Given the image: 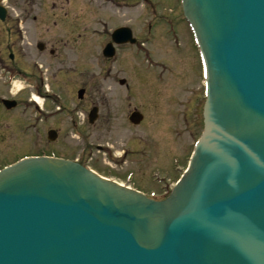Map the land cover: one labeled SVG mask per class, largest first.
Masks as SVG:
<instances>
[{"label":"water","instance_id":"obj_1","mask_svg":"<svg viewBox=\"0 0 264 264\" xmlns=\"http://www.w3.org/2000/svg\"><path fill=\"white\" fill-rule=\"evenodd\" d=\"M181 4L205 78L186 171L154 200L70 160L24 158L0 171V264H264V0ZM111 38L134 42L126 27Z\"/></svg>","mask_w":264,"mask_h":264},{"label":"rangeland","instance_id":"obj_2","mask_svg":"<svg viewBox=\"0 0 264 264\" xmlns=\"http://www.w3.org/2000/svg\"><path fill=\"white\" fill-rule=\"evenodd\" d=\"M151 1L153 2L151 8L155 6L157 8L155 11L148 12V8L142 6L140 0H133L127 6L119 0H113L112 3L107 0H36L33 5L34 8L32 7L33 10L29 12L27 4H25V7L24 4L20 5L21 1L19 0H12V2L8 0L7 5H5L10 8L9 15L4 21H0L1 68H3V75L8 80L9 74H6L5 68L9 66L8 53L12 52L15 60L10 65H17L21 70L17 76H12V81H15L18 86L20 84L30 86V83L25 81L29 80V77L24 72L29 73L31 69H35L39 65H44L43 68L49 70H52V68L57 70L61 66L60 63L64 62L62 67L65 70L62 69V71L69 72L68 82L65 83L67 85L65 89L69 90L68 115L76 122V126L71 125L70 149L84 146L87 143L86 151L92 154V160L86 163L88 167H94L99 173L110 178H118L119 182H123V179L125 181V173L122 174L123 176L119 175L117 169L113 171L109 165L106 164V166L102 162L96 161L98 155L100 156L97 158L104 156L103 153L96 151L95 146L108 147L112 142L109 130H103L100 133L101 131L96 132L87 128L84 143L80 139L72 137L75 130H79L84 126L82 123L84 118L87 124L86 113L90 109L88 108L90 98L86 97L84 103L79 106L76 91L72 93V90L82 85L88 91L91 88L93 92V86L101 85L107 103L111 104L112 86L116 84L112 78L116 75V69L119 71L128 70L133 75L134 82L132 84L135 96L140 95L142 100H144L148 91L164 89V103L159 108L158 116L153 117L152 113L156 110L152 109L150 105L144 110L146 113L144 126L153 128L155 130L154 137L158 136V140L155 141L152 137H147L144 144L145 154L152 151V144H156L160 148L158 156L161 163L164 161L165 164H160L159 174L157 175L158 178L164 177L161 183L169 190L186 168L192 152V144L202 128L201 111L204 97L198 55L196 59L197 77L192 75L193 60L183 57L185 53L178 55L177 69L182 70V75L185 74L186 76V78H181L180 88L179 78L167 74L168 72L174 73L173 60L169 55L168 58L164 54L160 55L159 50L157 51L159 54L156 53L153 56V61L157 60L159 64L165 65L161 58L163 57L168 62L163 82L155 78L156 69L146 68L148 64L143 60L141 54L137 55L133 51H125L124 55L120 54L114 60H105L101 54V49L104 46L103 42L107 38L105 31L109 32V30L111 31L114 27L120 25L129 27L133 35L137 36L139 40H154L149 42L151 49L152 43L153 46H157L159 42V45L163 46L165 41L161 40H180L178 42L179 46L176 47L174 43L169 44V46L183 49V40H192L190 33L186 32L185 22L183 24L178 20L181 17L179 0ZM16 5L17 7H15ZM162 13H165L170 20L174 19L171 22H173L174 28L176 25L178 32L175 34L173 30L167 32V28H170L167 22L158 21L154 17V15L157 16V14ZM149 21L153 23L151 33L146 32V23ZM171 22H169L170 25ZM181 26L185 29L179 30ZM38 42L54 44L58 48V53L61 54V56H58L59 59L50 58L47 53H40L36 48ZM58 64L59 66H57ZM109 69L111 70L108 71ZM157 69H161V67L159 66ZM141 72H144V74L141 75ZM120 76L122 74L117 75L118 78ZM26 90H29V88L26 87ZM137 101L135 100L134 105L138 104ZM76 106L79 109H76ZM74 109L76 112L71 115ZM100 112L107 116V106L101 107ZM118 123L120 126L115 131L118 133L129 132V130L122 127V119H119ZM156 123L158 124L156 125ZM141 130H143V126ZM144 131L148 133L146 129ZM98 134H102V136ZM140 134L143 137V134ZM103 141L107 144H104ZM19 142L17 140L12 141L15 144ZM162 149L164 150L162 151ZM59 150L57 146H54V153L67 156L76 154V151L65 150L61 152ZM117 150L121 151V149ZM135 159L138 160L140 157ZM130 160L135 161L133 158H130ZM147 163L145 166L143 163H139L141 164L137 176L139 184L131 182V185L142 189L148 195L162 194L163 189L160 187L162 186L160 182L156 185L145 183L143 174H146L152 168L150 161ZM124 164L121 165L123 166L122 169L118 168L122 172L131 169L136 171L135 162L125 164V166ZM142 172L144 173L140 174Z\"/></svg>","mask_w":264,"mask_h":264},{"label":"flooded vegetation","instance_id":"obj_3","mask_svg":"<svg viewBox=\"0 0 264 264\" xmlns=\"http://www.w3.org/2000/svg\"><path fill=\"white\" fill-rule=\"evenodd\" d=\"M25 1L26 0H23V2ZM35 1L36 0H27L30 10H32ZM107 1L112 3L113 0ZM119 1L124 2L126 6L130 2H133V0ZM105 32L107 38L103 42V48L111 43L110 48L112 49L111 57L106 58L103 56L105 60H114L118 55H124L125 51H133L137 55L141 54L148 66L157 70L156 74H154L155 78L163 82L164 76L167 72L168 62L164 60L163 57L161 58L165 65L159 64V61L157 60L153 61V56H155L156 53L161 52L160 55L164 54L167 58L169 55L173 60L174 73L168 72L167 74L179 78L181 88V78H186V76L185 74L182 75V70L180 71L177 69V62H179L178 55L185 53L183 57L191 58L193 60L192 63L194 66L191 68L193 71L192 75L193 77H197V51L192 40H183V49H176L172 47V45L169 46V44L173 43L176 47L179 46L180 44L178 42L180 40H161L165 41L163 46H160L159 42L157 46H153L152 43L151 49L149 42L154 40H136L134 44L131 43L130 40L117 43L116 41L111 40L110 34L107 30ZM167 42L169 43L167 44ZM36 48L40 53H47L50 58L59 59L58 56H61V54L58 53V48L51 43L45 44L43 42H38ZM103 48L101 49V54ZM180 50L182 51L180 52ZM1 58L0 53V169L14 163L20 157L31 155H56L84 164L92 160V154L89 151H86L87 143H85L84 146L70 149V131L72 129L71 124H73L74 120L68 115L67 104L69 90L65 89L67 88L65 83L68 82L67 77L69 72L62 71V69L65 70V68L62 67L64 62L60 63L61 66H59V64L57 65L59 66L57 70H53V68L52 70H49L48 68H43L44 65H39L35 67V69H31L29 73L23 71L24 74L29 77V80L25 81H28L30 86H22V84L17 86L16 82L15 84L12 81L9 84L6 83L5 75H3V68H1ZM14 58L12 52L8 53L9 66L8 68H5V72L11 73L12 76H17L20 73L19 71H21L20 68H18L17 65H10L14 63ZM3 66L5 67V65ZM159 66L161 69H157ZM110 70L111 69L108 71ZM40 73L42 74V78ZM115 73L116 75L112 79L116 84L112 86L113 91L110 98L111 104L107 103V98L101 85L93 86L94 93L91 88L88 91V89L82 85L72 90V93L73 91H76L77 98V91L82 88L83 93L81 98H77V104L80 106V104L84 103L86 97H89L88 108H95L96 111L95 121L86 124L84 118L82 122L84 126L79 130H75L73 133L74 136L72 137H75V134H77L79 139L83 142L87 134L85 131L87 128L93 129L96 132L101 131L100 133H102L103 130H109L112 142L110 145L108 144L109 148H105L101 145L95 146L96 151L103 153L102 155L104 156L97 158L100 156L98 155L96 161L109 165L113 171L117 169L120 173L119 175L130 173V181L134 183H138V168L141 166L139 163L141 162L145 166L148 164L147 162L150 161L152 168H150L146 174H143L144 172L140 174H143L146 184L156 185L160 182L162 185L161 181L164 177L157 178L155 173L156 170L160 169V164H165L164 161L161 163L158 156V154H160V148L156 144H152V151L145 154V138L152 137L153 140L157 141L158 136L154 137L155 130L153 128L144 126L146 121V113L144 110L150 105L152 109L156 110L152 113L153 117L158 116V112L160 111L159 108L164 103V89L150 90L146 93L144 100H142L140 95L135 96L134 86L132 84L134 82L133 75L128 70L119 71L116 69ZM118 74H122V76L118 78ZM143 74L144 72H141V75ZM26 87H28L29 90H26ZM135 100H138V104L136 105H134ZM104 106H107V116L100 112L101 107ZM76 109H79V107L76 106ZM75 112L74 109L71 115ZM119 119H122V127L129 130L128 133H118L115 131L120 126L118 123ZM157 124L158 123H156V125ZM142 126L143 130H141ZM144 129H146L148 133L144 131ZM140 133L143 134V137ZM98 135L102 136V134ZM14 140L20 142L18 144L12 143ZM54 146H57L61 152L71 150V152L76 151V154L67 156L54 153ZM117 149H121V151H118ZM163 150L164 149H162V151ZM136 157H140V159L137 160L135 159ZM130 158H133L135 161L130 160ZM133 162L136 164V171L131 169L122 172L118 169H122L123 166L121 165L123 163L128 165ZM160 187L162 189L166 188V186L163 185ZM164 194L165 190L162 191V194H158L156 197H162Z\"/></svg>","mask_w":264,"mask_h":264},{"label":"clouds","instance_id":"obj_4","mask_svg":"<svg viewBox=\"0 0 264 264\" xmlns=\"http://www.w3.org/2000/svg\"><path fill=\"white\" fill-rule=\"evenodd\" d=\"M13 83L15 84V81H13Z\"/></svg>","mask_w":264,"mask_h":264}]
</instances>
